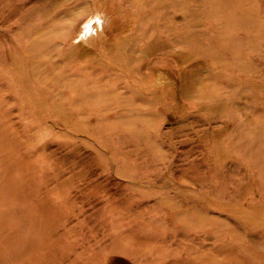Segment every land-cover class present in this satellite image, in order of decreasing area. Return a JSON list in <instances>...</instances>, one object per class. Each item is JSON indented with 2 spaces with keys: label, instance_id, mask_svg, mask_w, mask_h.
Masks as SVG:
<instances>
[{
  "label": "rangeland",
  "instance_id": "obj_1",
  "mask_svg": "<svg viewBox=\"0 0 264 264\" xmlns=\"http://www.w3.org/2000/svg\"><path fill=\"white\" fill-rule=\"evenodd\" d=\"M0 264H264V0H0Z\"/></svg>",
  "mask_w": 264,
  "mask_h": 264
},
{
  "label": "bare ground",
  "instance_id": "obj_2",
  "mask_svg": "<svg viewBox=\"0 0 264 264\" xmlns=\"http://www.w3.org/2000/svg\"><path fill=\"white\" fill-rule=\"evenodd\" d=\"M91 1V0H90ZM56 2V1H55ZM60 2V1H59ZM57 3V2H56ZM58 4V3H57ZM93 4V3H92ZM55 5V4H54ZM51 8V7H50ZM49 9V8H48ZM47 9V10H48ZM92 20L93 21H91L90 22V24L88 25V27H87V29H86V31L83 33V35H84V40H88V39H91V38H93V36L94 35H97V29L99 28V29H103V27L105 26V24L107 23V19H106V17L103 15V16H93L92 17ZM126 21V20H125ZM123 24V23H122ZM126 28V27H125ZM123 29V28H122ZM85 30V29H84ZM121 31V30H120ZM81 32V31H80ZM118 32V31H117ZM121 33V32H120ZM119 33V34H120ZM80 35V34H79ZM119 36V35H118ZM114 37V36H113ZM153 37V36H152ZM162 37V36H161ZM114 40V39H113ZM153 40V39H152ZM161 40V39H160ZM133 41V40H132ZM157 41V40H156ZM158 41H159V39H158ZM155 42V41H154ZM163 42V41H162ZM162 42H160V43H162ZM165 42V41H164ZM106 44V43H105ZM104 44V45H105ZM133 44V43H132ZM150 44V43H149ZM159 44V43H158ZM107 45V44H106ZM113 45H114V41H113ZM154 45V44H153ZM153 45H149L151 48H155L156 46H153ZM168 45V44H167ZM110 46V45H109ZM129 46V45H128ZM163 46V45H162ZM131 47V46H130ZM145 46H143V48H144ZM159 47V46H158ZM167 47V46H166ZM75 48V47H74ZM73 48V49H74ZM111 48H113V47H111ZM138 48V47H137ZM163 48V47H162ZM165 48V47H164ZM78 50H79V47L77 48ZM76 49V50H77ZM107 49V48H106ZM128 49V48H127ZM139 49H142V48H139ZM138 49V50H139ZM146 49V48H145ZM149 49V48H148ZM157 49H159V48H157ZM129 50V49H128ZM72 51V50H71ZM126 51V50H125ZM135 51V50H134ZM74 52V51H73ZM180 52H182V51H180ZM180 52L178 53V54H180ZM91 53V52H90ZM93 53V52H92ZM127 53H128V51H127ZM145 53V52H144ZM156 53V52H155ZM94 54V53H93ZM133 54V53H132ZM152 54V53H151ZM174 54V53H173ZM75 55V54H74ZM169 55V54H168ZM71 56V55H70ZM93 56V55H92ZM132 56V55H131ZM146 56H147V54H146ZM148 57V56H147ZM184 57V56H183ZM67 58V57H66ZM76 58V57H75ZM92 58V57H91ZM90 58V59H91ZM185 58V57H184ZM184 58H183V60H184ZM130 59V58H129ZM143 59H144V56H143ZM182 59V58H181ZM187 59V58H186ZM191 59V58H190ZM98 59H96V61H97ZM93 61V60H92ZM100 61V60H99ZM130 61V60H129ZM133 61V60H132ZM175 61H176V59H175ZM190 61V60H189ZM95 62V61H94ZM102 62V61H101ZM99 63V62H98ZM102 64V63H101ZM104 64H105V62H104ZM104 64H102V65H104ZM110 67V66H109ZM154 67V66H153ZM114 68V67H113ZM156 69V68H155ZM198 69V68H197ZM192 70H194V69H192ZM148 71V70H147ZM191 71V70H190ZM152 72V74L154 75V80H153V77H152V80L153 81H151V82H149V81H147V83H149V85H147V87L145 86V88L146 89H159V87H157L158 85H160V84H164V83H161L162 82V80H165V74L163 73V71L162 70H153V71H151ZM200 73H201V71H200ZM199 73V74H200ZM145 74V73H144ZM134 75V74H133ZM152 75V76H153ZM188 75V74H187ZM135 76V75H134ZM167 76V75H166ZM141 78V77H140ZM185 78V77H184ZM143 79H144V77H143ZM186 79V78H185ZM199 79V78H198ZM145 80V79H144ZM168 80V78L166 79V81ZM177 80V79H176ZM187 80V79H186ZM188 81V80H187ZM169 82V81H168ZM171 82V81H170ZM179 82V81H178ZM174 83V82H173ZM198 83H199V81H198ZM132 84V83H131ZM171 84V83H170ZM169 84V85H170ZM139 85V84H138ZM187 85V84H186ZM185 85V86H186ZM134 86V85H133ZM132 86V87H133ZM140 86V85H139ZM171 86V85H170ZM176 86V85H175ZM141 87V86H140ZM164 87V86H163ZM142 88V87H141ZM185 88V87H184ZM140 89V88H139ZM141 90V89H140ZM149 90V91H150ZM165 90V89H164ZM186 90V89H185ZM155 91V90H154ZM160 91V90H159ZM187 91V90H186ZM186 91H185V93H186ZM142 92H143V90H142ZM141 92V93H142ZM145 92V91H144ZM164 92V91H163ZM187 92H189V91H187ZM143 94V93H142ZM156 96V95H155ZM159 96V95H158ZM158 96H156V97H158ZM188 97H191V95H189ZM187 97V98H188ZM180 98V97H179ZM157 99V98H156ZM160 99V98H159ZM150 100V99H149ZM162 100V99H161ZM157 101H158V99H157ZM156 101V102H157ZM148 102H150V101H148ZM177 102V101H176ZM148 104H150V103H148ZM155 105V104H154ZM259 105V104H258ZM150 106V105H149ZM184 106H185V104H184ZM180 107V106H179ZM183 109V108H182ZM195 113V112H194ZM187 115V114H186ZM178 119H179V117H178ZM179 123V122H178ZM209 126H210V124H209ZM185 127V126H184ZM216 127V126H215ZM208 129V128H207ZM217 129H219V128H217ZM202 134H203V132H202ZM207 134V133H206ZM200 135H201V133H200ZM222 135V134H221ZM168 136V135H167ZM206 138V137H205ZM212 138H213V136H212ZM195 140V139H194ZM216 140V139H215ZM218 141V140H217Z\"/></svg>",
  "mask_w": 264,
  "mask_h": 264
}]
</instances>
